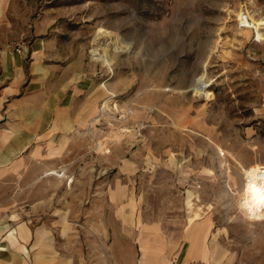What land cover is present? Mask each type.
Returning <instances> with one entry per match:
<instances>
[{"label":"rangeland","instance_id":"rangeland-1","mask_svg":"<svg viewBox=\"0 0 264 264\" xmlns=\"http://www.w3.org/2000/svg\"><path fill=\"white\" fill-rule=\"evenodd\" d=\"M262 27L264 0H0V58L36 61L0 75L2 132H19L38 68L69 101L0 161V237L28 229L48 264H140L142 245L170 264L187 238L206 264H264V220L240 206L243 168L264 165ZM104 30L108 63L91 53Z\"/></svg>","mask_w":264,"mask_h":264},{"label":"crops","instance_id":"crops-1","mask_svg":"<svg viewBox=\"0 0 264 264\" xmlns=\"http://www.w3.org/2000/svg\"><path fill=\"white\" fill-rule=\"evenodd\" d=\"M46 46L43 40L35 41L33 44V51L47 54V49L45 48ZM34 63H36V61H31V63L27 64V61L23 60V58H20V60L14 56L12 58H8V56L5 54L0 58V75L4 76L5 74H8L9 70L12 67L14 70L13 74L15 78H17L18 80H22L24 78L26 79L28 74L29 76L32 75L33 66L36 67V64ZM47 64L48 63H46V65ZM48 71H50L49 68ZM39 77L40 68H38V72L34 70L33 78L30 79L28 83V86L34 87L30 90L29 93L25 94L21 108H19V112L21 113V119L19 120V132L14 133L13 130L5 128L4 132H2V129H0L1 164H4L5 160H9L12 154H16L24 150V148H26L32 142L35 133L38 134L39 128L42 125L43 110L46 109V111H52V106H55V110L60 106H63L64 108L65 105L69 103V101H65L66 103H63V100L58 101V99L60 98L59 93L50 92L49 89L42 87V84L39 83ZM83 90L84 89H78L77 91ZM62 95L63 97H66V94ZM46 98H48V100H46ZM52 99H55V102L53 105H50V100ZM4 104L5 98L2 94H0V118L2 117ZM22 113L25 116L24 118H22ZM32 114H34V117H28ZM33 127L36 129L33 130ZM53 127L54 124H50V127H48L50 129L49 131H51ZM23 129L28 131L29 133L25 135L24 131L22 133ZM17 228H21L24 234H15L13 233L14 230H10L8 234H2L0 237V264H48L49 258H47V255L43 252H53L52 247H50L49 244L46 243L44 247L38 249L35 244L34 248L31 251V245L27 243V241L31 237L28 229L22 226H18ZM15 237L17 239V242L11 240ZM32 238L35 240V242L37 241V232L34 231V234H32ZM141 250L143 252V255L140 264H145L146 248L142 245ZM147 252H149V250ZM204 255V252L200 250V243L196 239L191 242L190 239L187 238L185 239V242L182 243L177 252H174V254L172 253V261L176 260L179 263H186L191 260H203ZM214 256L218 257L217 252H214ZM168 258V255L163 253L162 260L158 263L169 264ZM217 262L218 258L214 260V264ZM151 264H156L153 262V259H151Z\"/></svg>","mask_w":264,"mask_h":264},{"label":"bare ground","instance_id":"bare-ground-1","mask_svg":"<svg viewBox=\"0 0 264 264\" xmlns=\"http://www.w3.org/2000/svg\"><path fill=\"white\" fill-rule=\"evenodd\" d=\"M114 34L109 30H104L98 35L100 44L94 45L92 57L110 62V46L113 42ZM206 95L211 96V91H206ZM246 174L247 183L241 193L240 206L244 209L247 217L251 220H264V165L255 163L243 168Z\"/></svg>","mask_w":264,"mask_h":264},{"label":"built area","instance_id":"built-area-1","mask_svg":"<svg viewBox=\"0 0 264 264\" xmlns=\"http://www.w3.org/2000/svg\"><path fill=\"white\" fill-rule=\"evenodd\" d=\"M242 18V19H241ZM249 15L248 13L246 14V12H241L240 15L238 16V25L241 28H247L251 30V37L254 41H261L263 38L259 37L257 35V31L256 29H254L250 24H248V19ZM264 27L260 28V32L262 35H264ZM264 37V36H263ZM12 46L14 48V50H16L19 53L25 52L26 48H25V44L24 41L22 40H15L12 43ZM171 264H206L203 260H191L189 262L186 263H179L176 260L172 261Z\"/></svg>","mask_w":264,"mask_h":264}]
</instances>
